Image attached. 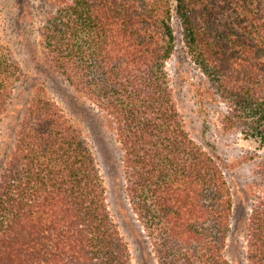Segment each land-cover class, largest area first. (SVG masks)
<instances>
[{"label": "trees", "instance_id": "16d2710c", "mask_svg": "<svg viewBox=\"0 0 264 264\" xmlns=\"http://www.w3.org/2000/svg\"><path fill=\"white\" fill-rule=\"evenodd\" d=\"M180 48L222 131L264 149V0H0V145L19 114L0 264H133L91 143L105 131L155 264H264V180L235 224L225 163L193 140L171 83Z\"/></svg>", "mask_w": 264, "mask_h": 264}, {"label": "rangeland", "instance_id": "374dc122", "mask_svg": "<svg viewBox=\"0 0 264 264\" xmlns=\"http://www.w3.org/2000/svg\"><path fill=\"white\" fill-rule=\"evenodd\" d=\"M18 54L23 56L25 51L19 49ZM23 58L27 57L24 55ZM168 72L191 137L198 145L212 152L225 163L224 171L234 193V223L240 224L249 206L246 190L252 182L264 180L260 169L262 166L264 167V149L260 150L258 143L253 139L245 138L242 134L222 131L218 119L221 118L220 113L224 111L225 107L222 104H210L208 107L203 104L204 102H200L195 87L201 81L202 75L181 48L169 61ZM58 87L55 86L57 92L54 89L51 91L55 98L61 100L65 97V93ZM25 97L24 94L20 97V101L25 102ZM65 106L69 108V113H71L70 110L73 111L67 103ZM7 118L0 145V167L13 147L16 120L19 118V114H11ZM91 143L104 178L111 213L128 244L132 263L155 264L152 249L123 191L119 144L113 134L108 131L103 132L101 137H92ZM240 250L236 236L233 235L228 254L231 258H236L243 263Z\"/></svg>", "mask_w": 264, "mask_h": 264}]
</instances>
